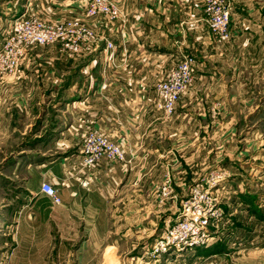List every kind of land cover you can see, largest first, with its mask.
<instances>
[{"label": "crops", "instance_id": "crops-1", "mask_svg": "<svg viewBox=\"0 0 264 264\" xmlns=\"http://www.w3.org/2000/svg\"><path fill=\"white\" fill-rule=\"evenodd\" d=\"M114 1L123 20L111 22L85 16L87 0H23L24 12L56 9L55 18L42 16L78 18L95 38L75 54L58 44L30 48L8 78L27 92L12 102L9 130L18 141L13 158L0 163V184L9 188L0 195V231L11 244L0 243V264H139L144 216L129 211V203L158 206L167 174L170 198L181 203L209 170L226 174L223 186L257 165L247 160L264 139L255 126L264 121V0H224L231 19L226 40L211 35L201 0ZM106 40L116 47L109 63ZM182 54L194 58L193 80L166 115L155 84ZM88 126L118 143L126 159L84 167L79 150ZM43 181L60 203L40 191ZM247 192L228 196L217 212L220 228H210V243L191 252L190 262L194 253L203 256L201 264H225L224 243L237 235L235 248L260 253L253 264H264V195ZM223 220L231 224L225 237ZM113 221L120 226L114 229ZM128 235L135 240L129 246Z\"/></svg>", "mask_w": 264, "mask_h": 264}, {"label": "built area", "instance_id": "built-area-1", "mask_svg": "<svg viewBox=\"0 0 264 264\" xmlns=\"http://www.w3.org/2000/svg\"><path fill=\"white\" fill-rule=\"evenodd\" d=\"M201 1L211 35L219 40L229 39L231 19L228 4L224 0ZM84 14L88 17L103 16L111 22L123 20L122 11L114 0H87ZM14 30L16 38L14 55L7 63H0V73H7L9 76L16 73L23 54L31 47L58 44L69 54H75L83 45L92 42L95 38L94 31L78 18L47 22L26 15L16 23ZM104 51L106 52L104 59L113 61L116 47L111 41H105ZM193 64V56L182 54L178 64L163 80L155 84V89L161 98L157 105L166 115L173 114L183 91L191 84L194 76ZM79 154L84 167L92 166L102 159L110 162L126 159L121 146L93 126H88L80 144ZM171 183L172 178L167 174L164 184L159 188V202L170 198ZM216 184V178L211 175L206 178L203 186L196 185L190 188L189 195L181 203L174 222L164 228L151 246L150 251L156 258L170 252L195 250L210 243L212 225L210 220L217 215V211L209 189ZM40 191L49 196L54 203H60L57 190L49 182L43 181Z\"/></svg>", "mask_w": 264, "mask_h": 264}, {"label": "rangeland", "instance_id": "rangeland-1", "mask_svg": "<svg viewBox=\"0 0 264 264\" xmlns=\"http://www.w3.org/2000/svg\"><path fill=\"white\" fill-rule=\"evenodd\" d=\"M22 4H23V0H0V63H4V64L7 63L14 55V50L16 48V38L14 37V31H15L14 28L18 21H20L22 18L26 17L27 15V16L37 17L43 21L50 22L48 21L47 18L43 16L51 15L52 18H55L57 14L56 9H53L50 13L46 14L45 11H41L39 7H35L32 13L24 12ZM27 51H29V49L26 50L25 53H27ZM16 53H18V51H16ZM22 58L20 62L23 61ZM106 62L109 63L113 61H106ZM103 63H104V59H103ZM8 78H9V74L0 73V163L1 164H6L10 158H13L12 156H9V151L14 149L18 141V138L15 132L9 130V127L13 126L11 125V120H10L12 102L17 96L22 97L27 92L24 88L22 90H19V87L16 88L13 81L8 80ZM53 114H55V112L53 113V111H50L49 116H52ZM263 114L264 112L262 113L261 117H263ZM17 124L19 125L20 123H17ZM255 126H257L259 129H264V121L263 120L259 121L257 119V123L255 124ZM261 142H262V145H264V139L262 140V138H260L256 142L257 149L255 153L250 156V161L247 160L248 166L254 163H256L257 165L253 166L252 169L249 168L248 171L242 170L240 172H237L239 173V175H242V177H239L240 178L239 181H235V180L231 181L230 179L235 178L232 174L229 177H227V179L224 180L223 186H220V184L222 183L221 181L223 177L226 176V174L223 171L218 170V169H211V170L208 169L209 171L206 175V178L213 175L217 180V184L209 189L212 197L214 198L215 209L217 212L224 211L223 206H228L226 202L230 199V197L228 198L229 195H235V194H238V192H240V194H242L244 197H247V196H250L251 194V193H248L247 190H250L254 193L256 192L255 194L260 195V197L264 195V152L263 150H260L261 146L259 144ZM231 169L233 173L234 172L233 167H231ZM205 171L207 172L206 169ZM4 172L6 173V167L4 168ZM234 182H236L239 185H236ZM8 193H9L8 185L6 183H1L0 184V195H6ZM187 197H185L184 200ZM173 199L175 198L174 197L168 198L162 202H159L157 200L158 203H160L158 206L156 204L152 206V204H143V203L142 204L141 203H137V204L129 203L128 204L127 207L129 211L135 210L137 208L138 210L143 212V216H144L143 219L138 220V222L140 221L141 226L145 229V234H144V239H143L144 247H142L138 251L139 264H154L155 259H158L161 261L159 264H166L169 262L170 264H201L202 261H199V259H204L202 255H199L201 258L197 255H193L196 252L195 250L197 248L195 250H187L185 252H177V253L170 252L167 255L160 256L157 258L156 256H154V254L151 253L150 250H151L152 244L155 241L154 239H156L158 235L162 233V231L168 224H170L171 222H174L180 210L182 202L180 203L179 200L175 201ZM217 206L219 207V209L217 208ZM218 217H219V214L215 215L210 220V222L213 224V226L212 225L210 226L211 229L213 228L216 229L217 227L220 228ZM134 221L135 220L131 218L127 219V225L128 226L134 225ZM223 221H224V224L222 227L221 235L225 237L228 234L227 232H225V229L228 227L227 224L229 225L231 224H230V221H227V222L226 220H223ZM112 226L114 229H116L120 226V224L119 222L113 221ZM3 232L6 233V230L2 229V231H0V243L7 242L8 244L7 235H4L3 237H1V234ZM236 238H237V235H234V236L232 235V237L228 238V244L226 245V243H224L223 250L226 253L223 254V257L226 260L225 264H253L255 263L254 260H258V257L253 258L252 256L253 255L257 256L260 253L251 252L252 250L247 248L244 251V255H242V252H240L242 248H235L237 243L232 244ZM244 240H246V238L245 239L242 238L241 242H243ZM134 241L135 240H134L133 235L127 236L126 242L128 246L130 245V243H134ZM122 244L125 245V241ZM241 245H250V244L245 242L244 244H241ZM8 246L10 247L11 244H8ZM134 252L135 251H133L132 253ZM191 252H194L191 255L192 262H190V259H189L190 258L189 255L191 254ZM128 255L130 256V254ZM206 258H209V257H206ZM236 260L239 261L240 263L233 262Z\"/></svg>", "mask_w": 264, "mask_h": 264}]
</instances>
